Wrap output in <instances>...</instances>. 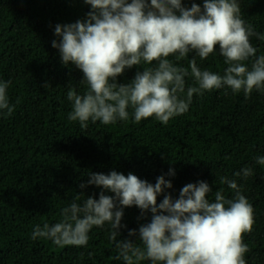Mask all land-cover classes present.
Instances as JSON below:
<instances>
[{
	"label": "trees",
	"instance_id": "16d2710c",
	"mask_svg": "<svg viewBox=\"0 0 264 264\" xmlns=\"http://www.w3.org/2000/svg\"><path fill=\"white\" fill-rule=\"evenodd\" d=\"M203 0H182L185 7ZM241 17L255 31L264 34V0H238ZM91 6L83 0H0V81H11L7 89L11 115L0 110V264H124L109 238L111 225L93 227L85 246H56L50 239H33L37 225H54L62 219L61 210L76 194L99 198L103 189L87 185L90 173L112 171L155 184L164 176L173 185L166 189L173 198L187 184L205 181L226 198L235 192L221 177L235 180L253 208L254 223L243 236L248 252L246 264H264V165L256 163L264 156V90L247 96L231 88L194 94L186 113L164 124L155 117L136 122L129 107V118L105 125L89 120L87 128L70 121L73 102L67 93L74 89L83 95L87 85L75 65H63L52 42L57 24L85 20ZM257 56L264 54V40L252 37ZM195 58L201 70L219 75L227 65L219 46L202 60L195 52L177 61L168 59L190 72ZM249 69L251 60L245 62ZM125 69L117 83L130 82L145 67ZM198 86L185 77V93ZM245 167L253 175L244 178ZM174 175H169V170ZM107 195H112L106 192ZM81 197L78 203H82ZM163 196H158L159 204ZM151 220V213H141L136 206L126 208L117 239H132ZM137 243L139 241L137 240ZM138 264H150L144 260Z\"/></svg>",
	"mask_w": 264,
	"mask_h": 264
},
{
	"label": "clouds",
	"instance_id": "9594fccd",
	"mask_svg": "<svg viewBox=\"0 0 264 264\" xmlns=\"http://www.w3.org/2000/svg\"><path fill=\"white\" fill-rule=\"evenodd\" d=\"M91 6L85 20L55 26L59 42L52 47L59 52L63 65H75L87 85L83 95L74 89L67 93L73 102L68 114L70 121H79L87 128L88 121L114 124L129 118V107L136 122L155 117L167 124L186 113L194 94L227 86L234 93L247 96L254 89L264 90V54L257 56L252 37L264 40L251 24L241 17L238 0H203L202 7L192 3L185 7L182 0H83ZM219 46V54L227 67L221 76L201 70L195 58L187 68L177 61L195 52L202 60ZM251 60V68L245 62ZM152 65L137 71L128 83H117L125 69ZM191 75L196 85L185 93V77ZM11 81H0V110L13 112L7 89ZM256 163L264 165V156ZM253 175L245 167L235 175ZM169 170V175H174ZM221 184L235 192L228 199L223 189L216 190L214 200L208 197L212 187L205 181L187 184L173 198L172 189L164 176L155 184L136 175L112 171L105 175L90 173L87 185L103 189L99 198L76 194L72 202L61 210L62 219L52 226L37 225L32 238L50 239L56 246H85L88 233L105 223L111 225L110 239L117 250V259L124 264H246L248 246L243 241L254 223L253 208L235 180L220 178ZM106 192L112 195L105 194ZM163 196L158 204V196ZM85 197L82 203H78ZM136 206L141 213L150 212L151 220L142 224L138 232L129 231L132 239L120 236L124 210ZM137 240L139 243H137Z\"/></svg>",
	"mask_w": 264,
	"mask_h": 264
}]
</instances>
